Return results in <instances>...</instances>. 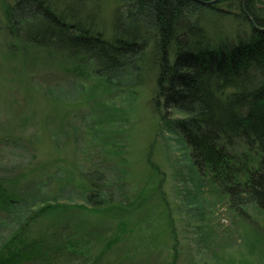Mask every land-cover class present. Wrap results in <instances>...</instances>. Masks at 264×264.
<instances>
[{"label": "trees", "instance_id": "1", "mask_svg": "<svg viewBox=\"0 0 264 264\" xmlns=\"http://www.w3.org/2000/svg\"><path fill=\"white\" fill-rule=\"evenodd\" d=\"M120 1L107 19L101 0H0L1 18L23 51L33 47L45 53L46 66L83 79L95 76L111 88L152 81V106L162 128L182 138L201 182L218 191L236 215L244 216L249 206L264 213V9H256L259 0ZM228 19L231 27H220ZM53 170L46 179L23 178L20 186L0 177V210L22 204L30 209L0 247V264L42 259L46 248L59 259L81 260L94 254L89 244L97 238L96 263L118 240L115 233L100 244L107 226L102 232L74 224L77 206L55 203L61 191L43 197L40 187L52 188L61 169ZM78 178L84 208L113 216L115 192L103 168L81 169ZM59 180L63 190L78 179ZM57 212L68 222L52 223L41 238L24 241L31 224ZM252 239L249 244H257ZM18 241L27 247L6 258Z\"/></svg>", "mask_w": 264, "mask_h": 264}, {"label": "rangeland", "instance_id": "2", "mask_svg": "<svg viewBox=\"0 0 264 264\" xmlns=\"http://www.w3.org/2000/svg\"><path fill=\"white\" fill-rule=\"evenodd\" d=\"M259 1L256 9L261 12L264 4ZM1 4L0 131L6 132L0 133V177L19 185L23 178L46 179L47 170L60 168L52 188L40 187L43 197L61 191L55 203L77 206L74 224L102 232L107 226L108 236L100 244L115 233L119 237L100 262L93 261L99 252L96 238L89 244L94 254L81 260L59 259L46 248L51 256L17 264H264V213L249 206L244 216L236 215L218 191L201 182L182 138L162 128L152 106V81L111 88L95 76L83 79L46 66L44 52L33 47L23 51L10 35ZM120 4L101 0L103 16L111 18ZM232 8L239 12L236 5ZM220 27H231L229 19ZM97 165L115 192L113 216L84 208L78 174ZM69 175L78 180L61 190L59 178ZM29 210L25 204L0 210V247L17 233ZM38 220L24 241L41 238L52 223L68 222L59 212ZM252 238L257 244H249ZM23 243L13 244L4 256L23 250Z\"/></svg>", "mask_w": 264, "mask_h": 264}]
</instances>
